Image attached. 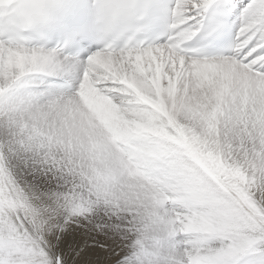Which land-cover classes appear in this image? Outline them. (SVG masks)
<instances>
[{"label":"snow or ice","instance_id":"obj_1","mask_svg":"<svg viewBox=\"0 0 264 264\" xmlns=\"http://www.w3.org/2000/svg\"><path fill=\"white\" fill-rule=\"evenodd\" d=\"M0 264H264V0H0Z\"/></svg>","mask_w":264,"mask_h":264},{"label":"clouds","instance_id":"obj_2","mask_svg":"<svg viewBox=\"0 0 264 264\" xmlns=\"http://www.w3.org/2000/svg\"><path fill=\"white\" fill-rule=\"evenodd\" d=\"M92 3L93 5H102L103 3H105V0H92ZM89 23L91 28L97 35L106 37L110 40H115L117 38V30L123 22L111 19L106 14L103 7H100L93 9Z\"/></svg>","mask_w":264,"mask_h":264},{"label":"rangeland","instance_id":"obj_3","mask_svg":"<svg viewBox=\"0 0 264 264\" xmlns=\"http://www.w3.org/2000/svg\"><path fill=\"white\" fill-rule=\"evenodd\" d=\"M238 1H239V4H240V2H242L243 5H244V4H247V2H248V0H245V1H244V0H242V1H241V0H238ZM243 1H244V2H243Z\"/></svg>","mask_w":264,"mask_h":264},{"label":"bare ground","instance_id":"obj_4","mask_svg":"<svg viewBox=\"0 0 264 264\" xmlns=\"http://www.w3.org/2000/svg\"><path fill=\"white\" fill-rule=\"evenodd\" d=\"M242 1V0H241ZM238 3H239V1H238Z\"/></svg>","mask_w":264,"mask_h":264}]
</instances>
